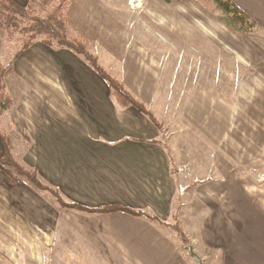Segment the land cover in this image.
Instances as JSON below:
<instances>
[{
    "label": "crops",
    "instance_id": "obj_1",
    "mask_svg": "<svg viewBox=\"0 0 264 264\" xmlns=\"http://www.w3.org/2000/svg\"><path fill=\"white\" fill-rule=\"evenodd\" d=\"M232 1L259 24L252 34L264 31V0ZM244 67L251 73V63ZM12 72L14 106L0 119V156L5 131L21 164L67 201L120 204L167 224L190 218L189 203L199 215L184 246L172 228L144 217L62 209L48 193L10 182L0 165V255L8 262L16 250L26 264H196L191 248L201 264H264V182L230 158L205 168L178 163L163 131L136 108H120L109 85L69 50L37 42ZM254 84L263 100L264 78ZM261 105L254 113L262 120Z\"/></svg>",
    "mask_w": 264,
    "mask_h": 264
},
{
    "label": "rangeland",
    "instance_id": "obj_2",
    "mask_svg": "<svg viewBox=\"0 0 264 264\" xmlns=\"http://www.w3.org/2000/svg\"><path fill=\"white\" fill-rule=\"evenodd\" d=\"M69 2L68 36L86 40L100 64L153 112L178 163L205 168L215 157L222 164L230 158L264 182V119L254 113L264 99L253 90L255 79L264 78V31L238 33L198 0ZM234 50L247 57H234ZM15 51L0 32V61L12 91ZM248 62L251 73L244 71ZM184 210L192 219H177L193 237L199 208L189 203ZM3 254L0 264H26L16 250L12 263Z\"/></svg>",
    "mask_w": 264,
    "mask_h": 264
},
{
    "label": "trees",
    "instance_id": "obj_3",
    "mask_svg": "<svg viewBox=\"0 0 264 264\" xmlns=\"http://www.w3.org/2000/svg\"><path fill=\"white\" fill-rule=\"evenodd\" d=\"M172 3L173 0H163ZM206 10H218L223 21L238 33L251 34L260 28L259 24L232 0H198ZM69 0H29L26 6H21L15 0H0V32L4 42L15 48L13 59H17L32 45L40 42L53 49H66L81 57L110 87L112 95L120 108H136L146 115L151 122L162 130V124L153 112L133 93H131L118 78L111 75L99 62L98 57L89 50V44L82 37H69L67 11ZM17 46V47H16ZM7 68L0 61V119L14 106V99L6 84ZM12 129V126H9ZM4 152L0 156V165L6 170L10 182H24L34 189L46 192L62 209L75 211L88 216L125 213L133 217H144L151 221L172 228L184 246L190 240L180 226L177 218L175 224L162 222L158 217L150 216L143 211L120 205L109 204L100 207H89L78 202L65 200L60 192L44 184L36 169L25 167L14 156L9 147V138L2 132ZM155 142V141H153Z\"/></svg>",
    "mask_w": 264,
    "mask_h": 264
},
{
    "label": "water",
    "instance_id": "obj_4",
    "mask_svg": "<svg viewBox=\"0 0 264 264\" xmlns=\"http://www.w3.org/2000/svg\"><path fill=\"white\" fill-rule=\"evenodd\" d=\"M189 254L193 258V260L196 262V264H201V260L194 254L191 248H189Z\"/></svg>",
    "mask_w": 264,
    "mask_h": 264
},
{
    "label": "built area",
    "instance_id": "obj_5",
    "mask_svg": "<svg viewBox=\"0 0 264 264\" xmlns=\"http://www.w3.org/2000/svg\"><path fill=\"white\" fill-rule=\"evenodd\" d=\"M186 189H187L186 187H180V193L181 194H184V192H185Z\"/></svg>",
    "mask_w": 264,
    "mask_h": 264
}]
</instances>
